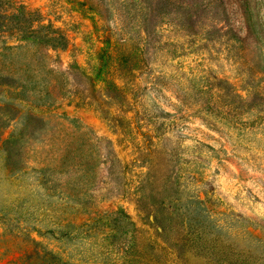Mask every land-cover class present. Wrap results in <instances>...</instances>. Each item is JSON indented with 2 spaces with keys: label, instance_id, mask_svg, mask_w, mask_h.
Returning a JSON list of instances; mask_svg holds the SVG:
<instances>
[{
  "label": "rangeland",
  "instance_id": "374dc122",
  "mask_svg": "<svg viewBox=\"0 0 264 264\" xmlns=\"http://www.w3.org/2000/svg\"><path fill=\"white\" fill-rule=\"evenodd\" d=\"M0 264H264V0H0Z\"/></svg>",
  "mask_w": 264,
  "mask_h": 264
},
{
  "label": "trees",
  "instance_id": "16d2710c",
  "mask_svg": "<svg viewBox=\"0 0 264 264\" xmlns=\"http://www.w3.org/2000/svg\"><path fill=\"white\" fill-rule=\"evenodd\" d=\"M114 42H112L110 36H106L105 46L101 48L99 52L100 57V66L105 76L103 77V82L108 88H114L115 90H120L116 81L110 77V71L116 69L119 72L123 73L125 76H130L133 73L136 63L134 57L136 53L134 49L125 51L122 49H115ZM120 73V74H121Z\"/></svg>",
  "mask_w": 264,
  "mask_h": 264
}]
</instances>
